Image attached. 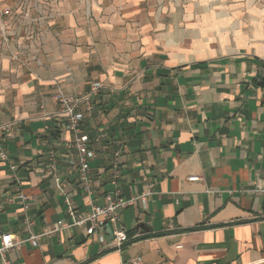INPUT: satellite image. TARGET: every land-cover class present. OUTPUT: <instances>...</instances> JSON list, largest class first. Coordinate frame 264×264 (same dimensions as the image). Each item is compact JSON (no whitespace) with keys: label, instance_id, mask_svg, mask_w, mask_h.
Masks as SVG:
<instances>
[{"label":"crops","instance_id":"crops-1","mask_svg":"<svg viewBox=\"0 0 264 264\" xmlns=\"http://www.w3.org/2000/svg\"><path fill=\"white\" fill-rule=\"evenodd\" d=\"M0 4V231L24 241L0 264H264V0ZM96 82L89 196L57 96ZM117 190L152 192L121 250L67 213Z\"/></svg>","mask_w":264,"mask_h":264},{"label":"built area","instance_id":"built-area-1","mask_svg":"<svg viewBox=\"0 0 264 264\" xmlns=\"http://www.w3.org/2000/svg\"><path fill=\"white\" fill-rule=\"evenodd\" d=\"M89 6L90 0H86ZM13 9L8 6L0 4V22L4 20L7 15H10ZM4 32V31H3ZM106 86L101 82H96L92 85L90 92L83 96L72 95H58L57 98L61 102L62 112L67 120V129L73 132L72 145L75 150V156L69 159L70 165L76 169L80 179V185L87 195L92 196L94 188V180L91 173V160L95 158L96 151L90 146V137L83 130V123L86 116V111L93 108L92 98L98 95L101 89ZM85 106V109L82 107ZM9 130L8 124H0V135ZM119 156V152L116 154ZM0 159L8 160V154L0 145ZM113 177L118 179L121 175L118 158L113 163ZM52 168L55 167L53 163ZM191 181L200 179V177H190ZM209 193H214L212 189ZM152 192L135 195L130 198L121 196L120 190L111 192L106 195L103 203L91 201L89 211H76L70 200H67V213L74 218V225L86 226L88 225V232L90 234H97L98 239L102 243H106L109 248H117L121 250L125 244L130 241L128 231L121 222L120 213L122 210L133 206L142 198L146 200L147 196ZM58 229H48L39 235H33L29 240L34 246H37L42 236L49 235ZM106 234L112 236L110 243L106 242ZM24 241L18 240L16 234L10 232L0 231V257L8 263V253L14 248L18 247ZM132 264H143L141 258L132 260Z\"/></svg>","mask_w":264,"mask_h":264},{"label":"trees","instance_id":"trees-1","mask_svg":"<svg viewBox=\"0 0 264 264\" xmlns=\"http://www.w3.org/2000/svg\"><path fill=\"white\" fill-rule=\"evenodd\" d=\"M263 82H264V77H263Z\"/></svg>","mask_w":264,"mask_h":264}]
</instances>
